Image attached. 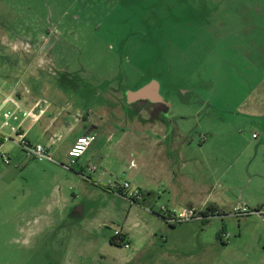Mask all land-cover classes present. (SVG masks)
<instances>
[{
    "label": "rangeland",
    "instance_id": "obj_1",
    "mask_svg": "<svg viewBox=\"0 0 264 264\" xmlns=\"http://www.w3.org/2000/svg\"><path fill=\"white\" fill-rule=\"evenodd\" d=\"M258 9L264 0H0V101L45 102L32 143H46V119L68 123L54 162L0 141V264H264V221L229 214L264 209V63L247 56L264 42ZM153 82L171 134L186 142L174 171L213 177L222 217L170 224L165 197L152 210L61 167L93 122L103 151L115 143L131 93ZM123 171L110 177L128 181ZM116 233L130 249L110 244Z\"/></svg>",
    "mask_w": 264,
    "mask_h": 264
},
{
    "label": "crops",
    "instance_id": "obj_2",
    "mask_svg": "<svg viewBox=\"0 0 264 264\" xmlns=\"http://www.w3.org/2000/svg\"><path fill=\"white\" fill-rule=\"evenodd\" d=\"M262 14L264 12L257 11V15ZM253 45L258 48L257 51H253L247 56L256 57L257 61L264 63V42H254ZM4 99L12 98L2 96L1 101ZM20 102L22 105L24 104L21 100ZM128 105L124 109L126 111L125 119L122 122L117 121L116 123L120 135L115 143H112L106 150L103 151L104 147L100 146L101 142L95 137V132L100 130L98 123L93 122L91 124L90 129L83 136L92 135L95 137V141L78 160L81 162L85 157V164L79 165L78 161L75 164L79 166V169L75 170L77 175L79 177L82 176V178L86 176L88 183L92 187H95V189L99 187L108 192V195H115V193L106 189L108 182L113 180V177H110L112 176V170L120 168L121 172H124L123 170L128 168L130 162H134L136 168L131 169V172L127 175L128 181L145 193L144 203H151L152 210L155 208L157 200L165 197L168 201L165 207L168 208H179V210L195 208L200 211L217 210L224 212L228 205L224 199L216 194V184L212 182L213 177L209 178L210 182L209 179L205 178L192 180L180 171H174L173 167L179 164V160H183V153L179 151V148L181 146L183 149L186 142L178 136L171 134L173 131L172 126L168 125L165 119L164 121H160L159 119H150V117L145 118V114H147L145 109L135 104V101H131ZM169 108L167 109L168 117L169 115L172 116V111ZM27 123L23 124V131L26 137H28V133L35 125L29 122V125L26 126ZM67 125V122H61L55 117L46 119L43 135L48 136V139L43 144L50 146L52 138L58 136V131L60 132ZM129 131H134L137 134L129 138ZM148 131L155 134V136H149L147 134ZM83 136L76 138L63 151L62 157L60 156L62 161H70L68 152L77 140ZM115 136L114 130L109 131L106 142H112ZM36 142L41 143L39 141ZM204 142H206L205 139L202 143ZM54 145H51L50 148ZM121 147L123 150L126 149L127 152L122 153L120 151ZM88 167H94L96 171L88 172ZM71 172L73 171L71 170ZM125 237L127 238L126 234Z\"/></svg>",
    "mask_w": 264,
    "mask_h": 264
},
{
    "label": "built area",
    "instance_id": "obj_3",
    "mask_svg": "<svg viewBox=\"0 0 264 264\" xmlns=\"http://www.w3.org/2000/svg\"><path fill=\"white\" fill-rule=\"evenodd\" d=\"M48 109L42 101H35L28 107H23L20 99H4L0 101V141H11L17 145L25 156L29 160H36L39 162H54L50 154V146L59 142L61 136H55L51 140L50 146H46L42 143L30 142L25 132L23 131V124L25 122H31L36 124L44 116ZM2 130H8L9 136L2 134ZM255 137V135H254ZM95 141V137L92 135H86L77 140L71 150L68 152L70 159L69 165H61L65 169H70L77 163V160L85 153L87 148ZM0 159L3 163H8L9 159L6 155H0ZM129 169H135L136 164L130 162ZM88 172H95L96 168L88 167ZM106 189L112 193L119 194L127 201L133 204H139L144 202L145 193L133 186L127 180H111L106 185ZM160 214L163 215V219L170 223H185L190 221H203L214 217H222V213L217 210L200 211L195 208H184L177 210L176 208H168L162 206L160 208ZM235 218H247L250 216H258L264 221V209L252 210L247 205L241 204L233 207L229 213ZM121 235L122 241L120 242L124 249H130L131 246L126 240L125 235L116 233L115 235Z\"/></svg>",
    "mask_w": 264,
    "mask_h": 264
},
{
    "label": "flooded vegetation",
    "instance_id": "obj_4",
    "mask_svg": "<svg viewBox=\"0 0 264 264\" xmlns=\"http://www.w3.org/2000/svg\"><path fill=\"white\" fill-rule=\"evenodd\" d=\"M135 104L142 106L150 119H159L160 121H164V118L167 116V109L169 108L166 100L160 99V101H153L152 95L151 97L149 95L141 101L135 102Z\"/></svg>",
    "mask_w": 264,
    "mask_h": 264
},
{
    "label": "water",
    "instance_id": "obj_5",
    "mask_svg": "<svg viewBox=\"0 0 264 264\" xmlns=\"http://www.w3.org/2000/svg\"><path fill=\"white\" fill-rule=\"evenodd\" d=\"M148 95H152V99L154 101H160V97L157 94V85L153 82L148 84L147 86L139 89L138 91L131 93L130 99L131 101H136L142 99Z\"/></svg>",
    "mask_w": 264,
    "mask_h": 264
},
{
    "label": "trees",
    "instance_id": "obj_6",
    "mask_svg": "<svg viewBox=\"0 0 264 264\" xmlns=\"http://www.w3.org/2000/svg\"><path fill=\"white\" fill-rule=\"evenodd\" d=\"M116 241H118L119 243L122 241V238H121V235L118 234V235H114L110 238V244L111 245H114V243H116Z\"/></svg>",
    "mask_w": 264,
    "mask_h": 264
}]
</instances>
